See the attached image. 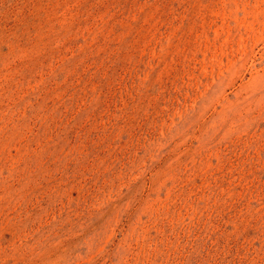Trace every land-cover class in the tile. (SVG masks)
<instances>
[{"label": "rangeland", "instance_id": "1", "mask_svg": "<svg viewBox=\"0 0 264 264\" xmlns=\"http://www.w3.org/2000/svg\"><path fill=\"white\" fill-rule=\"evenodd\" d=\"M0 264H264V0H0Z\"/></svg>", "mask_w": 264, "mask_h": 264}]
</instances>
